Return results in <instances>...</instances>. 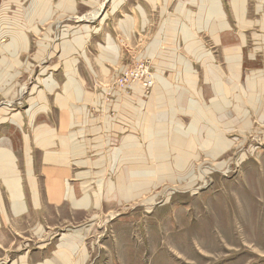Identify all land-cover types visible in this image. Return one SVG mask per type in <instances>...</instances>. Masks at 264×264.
<instances>
[{
	"label": "rangeland",
	"instance_id": "rangeland-1",
	"mask_svg": "<svg viewBox=\"0 0 264 264\" xmlns=\"http://www.w3.org/2000/svg\"><path fill=\"white\" fill-rule=\"evenodd\" d=\"M38 3L0 0V264H264V0Z\"/></svg>",
	"mask_w": 264,
	"mask_h": 264
},
{
	"label": "crops",
	"instance_id": "crops-1",
	"mask_svg": "<svg viewBox=\"0 0 264 264\" xmlns=\"http://www.w3.org/2000/svg\"><path fill=\"white\" fill-rule=\"evenodd\" d=\"M37 1H40V4L38 3V8L39 7H44V6H48V7H50V5H51V1L52 0H47V3H41V0H37ZM74 8H75V3H74ZM30 11V10H29ZM51 13H52V11L50 12H48V17H50V15H51ZM214 13L216 14V12L214 11ZM234 13V17L236 18V15H237V18H240L241 17V15H246V13H245V11H232V12H230V14H231V16H233L232 14ZM235 13H236V15H235ZM224 14V13H223ZM225 15V14H224ZM38 16L40 17L41 15L40 14H38ZM41 18V17H40ZM220 18H221V16H220ZM44 19H45V16H44ZM244 20H245V17L243 18ZM225 21H226V19H224ZM241 21H242V19H241ZM242 22H244V21H242ZM245 22H246V25L244 26V27H248V26H250V25H252L253 23L252 22H250L249 20H245ZM227 24H228V22H227ZM244 27H240V29L241 28H244ZM215 31V30H214ZM226 37V39H224V37ZM240 36L241 35H239V40H241V38H240ZM213 38V37H212ZM215 38V37H214ZM213 38V40L216 42V43H219L220 45H222V47L223 48H228V49H233V48H236L237 46H240V47H243L242 45L244 44V41L242 42V45H240V44H237V41H238V39H237V37H236V35H234L233 33H232V28H231V26H230V24H228V27L226 28V29H224V31H222L221 33H219V35H217L216 36V38L214 39ZM241 49V48H240ZM17 57V55H14V56H12V58H16ZM250 57L252 58V55H250ZM3 58V57H2ZM226 60V59H225ZM250 60H248L247 59V57H246V61H245V64L246 63H248ZM251 62V61H250ZM251 65H252V63H250ZM16 65H18V64H16ZM18 67V66H17ZM5 68V67H4ZM208 69H210V66L208 67ZM3 71H5V69H3V70H1L0 72H2L3 73ZM209 71V70H208ZM9 72V71H8ZM7 73V72H6ZM10 77V79H13L14 77H16L15 76V74H12L11 73V75L9 76ZM261 76H258V77H256V78H260ZM256 78H253V79H256Z\"/></svg>",
	"mask_w": 264,
	"mask_h": 264
},
{
	"label": "bare ground",
	"instance_id": "bare-ground-1",
	"mask_svg": "<svg viewBox=\"0 0 264 264\" xmlns=\"http://www.w3.org/2000/svg\"><path fill=\"white\" fill-rule=\"evenodd\" d=\"M238 8H236V11L238 10L239 11V9H240V5H238L237 6ZM217 10H218V8H217ZM216 12V14L215 15H217V12L218 11H215ZM220 14V13H219ZM97 16V15H96ZM221 16V15H220ZM219 16V17H220ZM217 17V16H216ZM217 19H219L220 20V18H218L217 17ZM218 20V21H219ZM71 79V78H70ZM74 83V82H73ZM160 122V121H159ZM162 123V122H161ZM210 138V137H209ZM213 142V141H212ZM180 143H181V141H180ZM179 143V144H180ZM223 144L221 143V146H222ZM176 147V146H175ZM178 147V146H177ZM159 151V150H158ZM182 156H184V155H182ZM185 157V156H184ZM184 157H182L181 159H183ZM181 161V160H180ZM179 161V162H180ZM182 162V161H181ZM180 162V163H181ZM177 165V164H176ZM163 166L161 165L160 166V168H162ZM134 186L135 185H133V188H134ZM60 248L62 249V252H67L68 254H70V251L72 252V251H74V250H76L77 249V245L76 244H74V243H72V242H67V241H64V242H62L61 244H60Z\"/></svg>",
	"mask_w": 264,
	"mask_h": 264
}]
</instances>
